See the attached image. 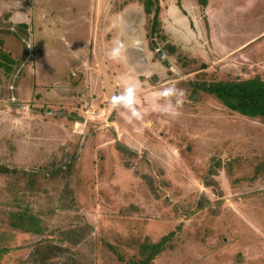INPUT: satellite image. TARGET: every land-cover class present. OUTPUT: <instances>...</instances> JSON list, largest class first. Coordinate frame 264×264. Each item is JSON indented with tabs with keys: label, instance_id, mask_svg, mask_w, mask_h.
<instances>
[{
	"label": "rangeland",
	"instance_id": "374dc122",
	"mask_svg": "<svg viewBox=\"0 0 264 264\" xmlns=\"http://www.w3.org/2000/svg\"><path fill=\"white\" fill-rule=\"evenodd\" d=\"M142 2L0 0L1 48L16 61L0 68V168L10 170L0 171V264H128L144 239L170 232L152 264H264V119L191 93L264 80V0H215L206 12L161 0V27L180 36L174 55L157 38L159 55L151 49ZM116 41L125 51L112 60ZM128 85L139 119L113 105ZM167 87L183 96H161ZM67 175L70 208L59 210ZM18 205L42 235L7 226Z\"/></svg>",
	"mask_w": 264,
	"mask_h": 264
},
{
	"label": "trees",
	"instance_id": "16d2710c",
	"mask_svg": "<svg viewBox=\"0 0 264 264\" xmlns=\"http://www.w3.org/2000/svg\"><path fill=\"white\" fill-rule=\"evenodd\" d=\"M161 0H143V12L146 16L151 17L149 20V32L147 37L151 45V49L155 50L159 55V50L156 46L155 38L164 42V49L169 55L176 53V48L165 42V37L162 34L161 22L159 20V14L161 10ZM200 8H205L209 0H195ZM177 6H181V0H176ZM19 27L26 28V24H18ZM3 40L0 39V68L4 70L5 74H9L12 71V65L16 63L7 52H4ZM161 62L167 66L166 60ZM193 89L191 93L201 92L206 95H210L219 101L222 106L227 110L237 113L247 118H263L264 119V80L253 77L243 80H225V81H208L193 83ZM116 149L121 153L135 154L134 151L117 145ZM2 173H9L10 170L6 167H1ZM16 172V171H14ZM60 172V171H58ZM212 175V173H211ZM65 179L63 189L61 190L60 198L57 200V209L66 210L70 208L69 202H67V196L71 190L68 187L67 180L69 175L63 177ZM204 185L211 188L215 194L221 195L216 182L209 176ZM65 199V201H64ZM202 206L199 204V207ZM9 222L7 226L18 232H23L33 235H42L44 230L41 226L39 219L31 214L29 209L23 205H18L15 211L9 212ZM174 236V232H170L166 236H163L156 242H151L147 238L143 240L138 246L140 260L137 262L130 261L128 264H152L157 256H159L169 246V242ZM115 252V250H113ZM116 253V252H115ZM35 252L33 253V255ZM121 259L120 256H118Z\"/></svg>",
	"mask_w": 264,
	"mask_h": 264
},
{
	"label": "clouds",
	"instance_id": "9594fccd",
	"mask_svg": "<svg viewBox=\"0 0 264 264\" xmlns=\"http://www.w3.org/2000/svg\"><path fill=\"white\" fill-rule=\"evenodd\" d=\"M125 51V45L121 41H116L113 46L108 50V58L112 60L119 59ZM135 95V86L134 85H128L123 95L113 97V105H119L123 104L125 107L129 108L131 111V116L135 117L137 119L140 118V113H138L135 108L132 107V102ZM161 96L163 97H172V96H183L182 91H178L175 87H167L165 88L161 93ZM182 101L180 99L176 100V104H181ZM171 105L169 104V107Z\"/></svg>",
	"mask_w": 264,
	"mask_h": 264
},
{
	"label": "crops",
	"instance_id": "0c3cea01",
	"mask_svg": "<svg viewBox=\"0 0 264 264\" xmlns=\"http://www.w3.org/2000/svg\"><path fill=\"white\" fill-rule=\"evenodd\" d=\"M182 1V0H181ZM187 2L188 0H183V2ZM214 1L215 0H209L208 1V4H207V6L205 7V8H203V10L202 11H205L206 12V10H208V9H210V8H212V4L214 3ZM189 2H190V0H189ZM198 8H199V6H197ZM202 9V8H201ZM125 11V10H124ZM192 17V16H191ZM193 19V18H192ZM191 19V23L188 21V23H190V25L191 24H194L195 22H193V20ZM203 22H204V20H203ZM203 22H201V21H199V25H202V27H203ZM197 24V23H196ZM205 24H206V22H205ZM171 28L173 27V25H171L170 26ZM212 28V27H211ZM163 29H164V31L165 32H163L165 35H166V37H168L169 36V39H170V43H171V45H173L175 48H176V51L177 50H180V47L179 46H177V45H180V36L179 35H177V34H173V37H174V39L173 38H171L172 37V35L170 34V32H169V30H168V28L166 27V26H163V28H162V31H163ZM204 30H205V27H204ZM211 33H212V29H211ZM158 39V38H157ZM168 64V63H167ZM162 65H164L163 63H162ZM165 66V65H164Z\"/></svg>",
	"mask_w": 264,
	"mask_h": 264
},
{
	"label": "built area",
	"instance_id": "2783aa9c",
	"mask_svg": "<svg viewBox=\"0 0 264 264\" xmlns=\"http://www.w3.org/2000/svg\"><path fill=\"white\" fill-rule=\"evenodd\" d=\"M86 113H87V111H86Z\"/></svg>",
	"mask_w": 264,
	"mask_h": 264
}]
</instances>
